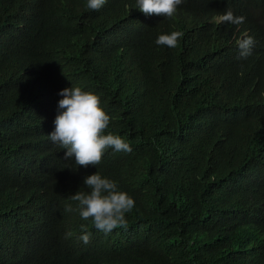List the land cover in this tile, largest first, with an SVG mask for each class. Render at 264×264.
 Wrapping results in <instances>:
<instances>
[{
	"label": "trees",
	"instance_id": "16d2710c",
	"mask_svg": "<svg viewBox=\"0 0 264 264\" xmlns=\"http://www.w3.org/2000/svg\"><path fill=\"white\" fill-rule=\"evenodd\" d=\"M86 5L0 0V264H264V0H184L171 18ZM228 9L244 23H216ZM172 31L175 48L156 44ZM71 86L132 151L64 159L48 134ZM95 171L134 199L126 228L76 210Z\"/></svg>",
	"mask_w": 264,
	"mask_h": 264
},
{
	"label": "clouds",
	"instance_id": "9594fccd",
	"mask_svg": "<svg viewBox=\"0 0 264 264\" xmlns=\"http://www.w3.org/2000/svg\"><path fill=\"white\" fill-rule=\"evenodd\" d=\"M106 0H87L86 7L90 10H99ZM184 0H137L138 8L145 15L173 17L179 5ZM245 17L234 15L231 9L216 18V23H231L240 25ZM184 35L181 31H172L160 34L156 44L175 48L180 38ZM255 44L252 36L244 34L237 40L240 57L251 54ZM62 98L58 101V111L54 119V130L48 134L49 139L64 149V159L75 157V164L81 167L100 164L105 152L111 148L116 152L132 151L129 143L120 135L106 131L109 127L110 116L101 106L100 96L92 91L82 90L81 87H66L58 93ZM84 185L89 191L78 190L71 195V200L77 202L76 210L82 220L91 219L94 227L107 234L112 230L127 227L125 214L130 212L134 199L125 191L119 189L118 184L95 171L84 178ZM74 209L69 204L65 211ZM84 230L80 240L88 244L91 233L87 226L82 224ZM72 235L66 234V238Z\"/></svg>",
	"mask_w": 264,
	"mask_h": 264
}]
</instances>
